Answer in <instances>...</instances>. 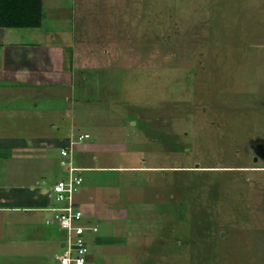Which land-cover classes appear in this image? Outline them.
Here are the masks:
<instances>
[{
  "label": "rangeland",
  "instance_id": "374dc122",
  "mask_svg": "<svg viewBox=\"0 0 264 264\" xmlns=\"http://www.w3.org/2000/svg\"><path fill=\"white\" fill-rule=\"evenodd\" d=\"M42 14L72 90L108 91L88 97L84 126L124 135L129 165L175 167L115 183L130 225L155 237L146 264H264V0H42ZM141 249L121 264L144 263Z\"/></svg>",
  "mask_w": 264,
  "mask_h": 264
},
{
  "label": "crops",
  "instance_id": "0c3cea01",
  "mask_svg": "<svg viewBox=\"0 0 264 264\" xmlns=\"http://www.w3.org/2000/svg\"><path fill=\"white\" fill-rule=\"evenodd\" d=\"M42 29L43 25L0 27V44L6 46L0 64V264H61L58 258L64 251L66 233L62 238V228L54 223L53 185L65 176L60 151L69 138L76 136L77 129L80 135L89 137L80 142L73 156L84 177L77 192L88 189V194L75 196L76 203L86 220L98 222L100 229L88 238L87 264L130 261L134 254L130 251L138 244L143 248L140 259L144 261L152 257L153 250L147 249L155 237L149 239L146 231L140 232L145 226L135 230L130 225L127 203L131 197L121 189L116 191L115 183H125L121 178L126 172L175 167L147 164V158L141 164L129 165L115 155L126 150L127 141L119 139L124 135L103 134L104 130L95 133L91 125L84 126L85 117L93 118L89 104L93 99H110L105 96L108 91H95L81 82L82 86L77 85L73 91L74 81L71 75L68 77L66 66L57 63L65 54L53 55L48 45L51 35ZM108 70L99 74L101 81H106V89L115 87L119 80L116 74L108 78ZM91 94L94 98L88 99ZM98 107L96 104L94 109ZM107 110L100 113L104 127ZM145 214L148 221L147 211ZM138 232L142 238L137 237Z\"/></svg>",
  "mask_w": 264,
  "mask_h": 264
},
{
  "label": "built area",
  "instance_id": "2783aa9c",
  "mask_svg": "<svg viewBox=\"0 0 264 264\" xmlns=\"http://www.w3.org/2000/svg\"><path fill=\"white\" fill-rule=\"evenodd\" d=\"M75 137L72 136L69 146L60 151V164L65 167L66 173L53 185L56 204L51 209L56 217L54 223L67 232L64 251L59 257L61 264H87L88 238L99 232V226L90 224L76 203L75 196L84 182V177L73 161L75 144L83 141L88 135H78V139Z\"/></svg>",
  "mask_w": 264,
  "mask_h": 264
},
{
  "label": "trees",
  "instance_id": "16d2710c",
  "mask_svg": "<svg viewBox=\"0 0 264 264\" xmlns=\"http://www.w3.org/2000/svg\"><path fill=\"white\" fill-rule=\"evenodd\" d=\"M42 20V0H0V27H40Z\"/></svg>",
  "mask_w": 264,
  "mask_h": 264
},
{
  "label": "clouds",
  "instance_id": "9594fccd",
  "mask_svg": "<svg viewBox=\"0 0 264 264\" xmlns=\"http://www.w3.org/2000/svg\"><path fill=\"white\" fill-rule=\"evenodd\" d=\"M89 249H90V245H89ZM59 259V258H58Z\"/></svg>",
  "mask_w": 264,
  "mask_h": 264
}]
</instances>
